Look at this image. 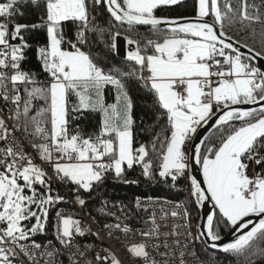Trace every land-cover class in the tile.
<instances>
[{
  "label": "snow or ice",
  "instance_id": "6c2138e0",
  "mask_svg": "<svg viewBox=\"0 0 264 264\" xmlns=\"http://www.w3.org/2000/svg\"><path fill=\"white\" fill-rule=\"evenodd\" d=\"M181 3L0 0V264H64L65 254L68 264H80L89 252L93 259L86 264H125L110 248L101 254L78 241L87 234L99 239V233L60 207L66 197L53 182L72 185V202L83 208L84 195L110 173L138 184L125 178L134 166L149 181L189 179L192 203L210 202L212 209L196 233L190 222L186 233L173 231L171 244L160 241L169 233L160 232L154 213L145 229L133 230L119 218L105 224L109 237H132L124 245L128 264H187L197 240L238 264L264 262V67L256 63L264 59V0H197L194 18L156 14ZM98 10L110 17L107 25L98 23ZM27 11L37 23L19 22ZM257 24L260 50L228 31L239 25L255 40ZM117 25L127 28L122 33ZM140 25L150 26L151 36L133 35ZM41 29L45 43L36 47L35 71L27 66L33 45L24 33ZM121 39L130 46L131 66L106 68L92 45L102 42L114 51ZM132 81L151 97L155 113L153 138L138 147ZM107 91L114 102H107ZM85 113L100 116L93 131L80 126ZM206 126L220 133L218 143L197 140ZM193 164L202 182L190 176ZM183 216L190 220L187 207ZM50 226L53 239L38 242ZM222 228L240 234L221 244Z\"/></svg>",
  "mask_w": 264,
  "mask_h": 264
},
{
  "label": "trees",
  "instance_id": "16d2710c",
  "mask_svg": "<svg viewBox=\"0 0 264 264\" xmlns=\"http://www.w3.org/2000/svg\"><path fill=\"white\" fill-rule=\"evenodd\" d=\"M196 0H184L181 4L162 7L157 9L156 14L158 16L167 18H179V17H195L196 16ZM98 23L107 25L110 21L106 12L98 10L97 13ZM21 23L31 24L37 23V15L31 11H27L25 16L19 20ZM122 33L126 30V26L117 25L116 26ZM257 30V36L255 40L252 38L250 31H238L239 25H234L232 28L228 29L229 34L235 36L237 39L243 40L249 45H252L256 50H260V45L255 41L259 40V31L261 29L260 25L254 26ZM67 32V27L65 28ZM152 30L147 29H134L132 33L135 35L139 33L141 37L148 38L151 36ZM25 37L29 40V43L33 45L31 49L26 51L27 56V66L35 71H38L39 61L37 60L36 47L41 46L45 43V32L44 30H35L32 32L24 33ZM93 55H95L101 63L107 68L113 65L121 67H130L131 62L126 59H118L115 56V51H109L102 42L94 43L91 47ZM130 94L135 101L134 108V119L136 121L134 125V147H138L140 143L148 144L153 138V123L155 121V113L152 107L151 97L142 88H138L135 82L132 81L130 84ZM106 100L108 103L114 102V93L112 91H107ZM100 116L97 113H85L84 118L80 121V126L88 131H93L99 123ZM159 131V129H155ZM220 133L214 130L208 135L212 143L219 142ZM125 178L129 181L138 180V184L124 183L122 180L115 178L114 174H109L105 181L98 185L92 192L91 196L88 194L84 195L87 203L83 207L87 212H91L102 200L106 199L114 203L125 204L131 206L137 198L139 199H161L165 201H172L176 203H181L184 207H187L188 211L191 213L190 220L188 221L191 225H195L197 222V209L186 198L183 192V187L186 185L184 177H181L173 183L170 178L164 180L157 177L154 181L146 180L141 174V168L139 166H134L132 169H126ZM71 189L73 186L68 185ZM55 189V188H54ZM51 215L54 216V213ZM142 216V214H138ZM229 228L221 229V236L224 235ZM38 242L46 243L47 240L53 239L51 226L46 235H38L36 237ZM201 256L209 264H238L236 258L229 254H214L207 251L202 244L199 246ZM264 264V262H261Z\"/></svg>",
  "mask_w": 264,
  "mask_h": 264
},
{
  "label": "built area",
  "instance_id": "2783aa9c",
  "mask_svg": "<svg viewBox=\"0 0 264 264\" xmlns=\"http://www.w3.org/2000/svg\"><path fill=\"white\" fill-rule=\"evenodd\" d=\"M37 163H39L38 160ZM49 173L51 174L50 169ZM53 187L66 197V201L61 204L60 207L75 218H82L84 226L90 227L92 233H99V239L95 235L87 234L85 237L78 238V241L82 245L94 246L95 251L100 252L101 254H103V249L110 248L117 253L121 260L125 261V264H128V257L124 245L128 242V239H132V237L125 238L123 233L116 234L120 237L119 240L114 237H109L107 235L108 230L104 228L105 224H115L117 218H119V221L128 224L133 230L145 229L151 226V217L154 213L156 223L161 225L160 232L169 233L168 236L161 235L160 241H166L171 244L177 239L176 236L171 235L173 231L178 233H186L187 231L185 225L189 223V221L183 216L184 206L181 203L161 199H140L142 206L137 208L136 201L131 206H127L125 204L114 203L104 199L91 212H87L84 208H81V206L72 202L74 198L68 185L62 184L58 180H54ZM183 192L189 199H192L188 183L183 187ZM105 205H107V207H105ZM178 205L180 207H178ZM102 207H105L104 212L100 211ZM173 210L180 212L181 215L173 217L171 215ZM109 211L115 213V215H108L107 213ZM138 214H142V216L139 217ZM146 221L148 223H145ZM191 231L196 233V227L191 225ZM179 238L184 240L183 236ZM135 239H139V236H136ZM200 244L201 242L199 240L190 244V248L195 255H186L185 259L187 264H209L200 254ZM67 255L68 254H65V256L61 258L64 260V264H68ZM92 259V252H89L87 256L80 261V264H86V261H91Z\"/></svg>",
  "mask_w": 264,
  "mask_h": 264
},
{
  "label": "water",
  "instance_id": "95a60500",
  "mask_svg": "<svg viewBox=\"0 0 264 264\" xmlns=\"http://www.w3.org/2000/svg\"><path fill=\"white\" fill-rule=\"evenodd\" d=\"M108 15V14H107ZM109 17V16H108ZM110 18V17H109ZM188 18H194V17H188ZM175 19V18H173ZM126 26V25H124ZM127 27V26H126ZM135 28L137 29H147V30H151V27L150 26H143V25H140V26H136ZM130 46L126 45L123 40H119L118 41V47L115 51V56L118 58V59H126V54H127V51L129 49ZM242 51H244L245 53L247 52V49H242ZM257 65L258 66H261V67H264V59H258L256 61ZM215 129L211 126H206V127H203V128H200L198 129V132H197V140L199 139H205L208 137V135L210 133H212ZM191 175H194L198 180H200L202 182L203 180V176H202V172L200 170V167L199 165H195L193 164L192 166V169H191V172H190V176ZM210 209H212V204L209 202L206 204V206L204 207H199L197 206V213H198V216H197V222H196V230H197V226L199 224H202L204 222V216H205V213H207ZM253 219H256V218H253ZM246 231V230H245ZM240 233H237L236 231L234 230H231V229H228L227 232L222 235V240L218 243H227V242H231L232 240H234L236 238L237 235H239ZM201 242V241H200ZM202 246L209 252L211 253H214V254H223L222 251H219V250H213V249H210L208 248V246L206 244H204L203 242H201Z\"/></svg>",
  "mask_w": 264,
  "mask_h": 264
},
{
  "label": "bare ground",
  "instance_id": "6f19581e",
  "mask_svg": "<svg viewBox=\"0 0 264 264\" xmlns=\"http://www.w3.org/2000/svg\"><path fill=\"white\" fill-rule=\"evenodd\" d=\"M189 201H191L192 199H188Z\"/></svg>",
  "mask_w": 264,
  "mask_h": 264
},
{
  "label": "rangeland",
  "instance_id": "374dc122",
  "mask_svg": "<svg viewBox=\"0 0 264 264\" xmlns=\"http://www.w3.org/2000/svg\"><path fill=\"white\" fill-rule=\"evenodd\" d=\"M182 1H184V0H182ZM197 1V0H196Z\"/></svg>",
  "mask_w": 264,
  "mask_h": 264
}]
</instances>
